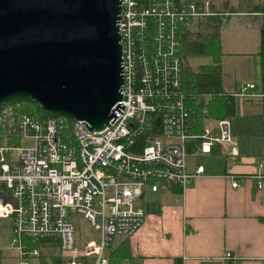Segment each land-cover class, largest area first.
I'll use <instances>...</instances> for the list:
<instances>
[{"label": "built area", "instance_id": "built-area-1", "mask_svg": "<svg viewBox=\"0 0 264 264\" xmlns=\"http://www.w3.org/2000/svg\"><path fill=\"white\" fill-rule=\"evenodd\" d=\"M217 13L225 22L233 12H218L211 0H121L122 97L102 130L64 114L34 115L14 100L0 105V217L11 220V242L0 248H12L17 264H45L35 246L45 239L59 241L61 264H113V241L144 222L138 200L145 188L187 186L204 172L188 168L189 139H201V153L215 144L235 152L231 118L197 129L182 83L180 27ZM233 95L264 93L247 83ZM70 213L98 238L81 247Z\"/></svg>", "mask_w": 264, "mask_h": 264}, {"label": "crops", "instance_id": "crops-1", "mask_svg": "<svg viewBox=\"0 0 264 264\" xmlns=\"http://www.w3.org/2000/svg\"><path fill=\"white\" fill-rule=\"evenodd\" d=\"M232 2L218 3L233 9L221 28L219 62L225 91L235 98L229 117L235 152L231 145L215 144L201 153V139H189L188 168L203 165L204 172L187 186L145 188L138 200L144 222L133 236L113 241V264H264V181L259 187L258 177L264 175V96L233 95L247 83L259 84L264 2L246 9ZM189 105L198 114L197 129L219 119L200 118L197 104Z\"/></svg>", "mask_w": 264, "mask_h": 264}, {"label": "water", "instance_id": "water-1", "mask_svg": "<svg viewBox=\"0 0 264 264\" xmlns=\"http://www.w3.org/2000/svg\"><path fill=\"white\" fill-rule=\"evenodd\" d=\"M121 0H0V105L17 98L104 129L121 99Z\"/></svg>", "mask_w": 264, "mask_h": 264}, {"label": "trees", "instance_id": "trees-1", "mask_svg": "<svg viewBox=\"0 0 264 264\" xmlns=\"http://www.w3.org/2000/svg\"><path fill=\"white\" fill-rule=\"evenodd\" d=\"M215 9L218 12H223L225 8L215 5ZM223 20V13H217L214 16L200 19L199 28L196 30L187 25L181 26L178 34L183 89L189 96V101L193 100L192 97L196 99L200 118L205 116L230 117L235 112V98L225 91L219 62L223 54L221 48ZM260 39V81L258 86L255 85L260 92L264 93V22L260 27ZM200 59H209V61L199 62ZM14 101L20 102L24 110L34 115L52 114L44 111L31 99L17 98ZM204 108H208L207 114L203 113L202 109ZM35 246L41 250L40 257L43 263L50 255L53 257V264H60V257L57 255L59 246L57 239L40 240ZM2 258L3 253L0 248V264H2ZM176 264H181V262L177 261Z\"/></svg>", "mask_w": 264, "mask_h": 264}, {"label": "rangeland", "instance_id": "rangeland-1", "mask_svg": "<svg viewBox=\"0 0 264 264\" xmlns=\"http://www.w3.org/2000/svg\"><path fill=\"white\" fill-rule=\"evenodd\" d=\"M211 1H213L214 7H215V5L220 6L218 3H223V2H226L227 0H211ZM230 1L231 2L233 1L232 4L234 6H237L238 8H244V9L249 8L250 6L251 7L255 6L260 2L261 3L264 2V0H229V2ZM262 4H264V3H262ZM225 9H229V10L233 11V9L231 7H229V8L225 7ZM199 21H194L191 25H189V26L187 25V26L193 30H196L199 28ZM221 57H220V59H221ZM207 61H208V59L199 60V62H207ZM192 98H194V97H192ZM189 103L191 105H193V108L196 107L197 103L196 104L192 103V101H189ZM187 146L188 147L190 146L189 141L187 143ZM69 217L77 226V234H78V238H79V242H80L81 247H83L84 243L86 241H88L89 239L98 238V232L81 215H79L77 213H70ZM10 223H11V220L9 218H1L0 217V229H1L0 244L3 246L9 245L11 242L10 241V233H11L10 232ZM1 249H2V253H3L2 264H17V261L14 257V250L12 248H10V249L1 248ZM50 251H52V250H50ZM57 255L58 256L60 255L59 246H58ZM52 260H53V257L48 255V259H46V262H44V263L45 264H53ZM40 261H41V257H40ZM41 263H43V262L41 261ZM33 264H38V263L36 260H33Z\"/></svg>", "mask_w": 264, "mask_h": 264}, {"label": "bare ground", "instance_id": "bare-ground-1", "mask_svg": "<svg viewBox=\"0 0 264 264\" xmlns=\"http://www.w3.org/2000/svg\"><path fill=\"white\" fill-rule=\"evenodd\" d=\"M142 224H143V223H142ZM140 227H141V226H140ZM140 227H139V228H140Z\"/></svg>", "mask_w": 264, "mask_h": 264}]
</instances>
